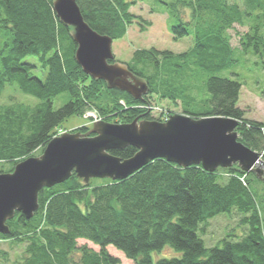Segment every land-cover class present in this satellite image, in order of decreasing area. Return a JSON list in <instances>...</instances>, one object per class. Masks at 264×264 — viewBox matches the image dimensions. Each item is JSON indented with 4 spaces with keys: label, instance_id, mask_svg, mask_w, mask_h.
<instances>
[{
    "label": "trees",
    "instance_id": "trees-1",
    "mask_svg": "<svg viewBox=\"0 0 264 264\" xmlns=\"http://www.w3.org/2000/svg\"><path fill=\"white\" fill-rule=\"evenodd\" d=\"M76 1L94 30L116 40L126 35L135 19H141L130 8L144 0ZM241 1L163 2L169 15L179 20L171 29L174 39L192 33L194 45L179 54L136 50L127 65L150 87L137 101L84 72L75 58L77 44L71 29L57 16L54 0H0V28L11 35L0 50V96L7 85L16 84L23 93L41 100L37 105H0V172L44 148L71 116L96 110L105 120L117 116L130 122L141 115L152 120L147 110L137 107L148 105L151 95L181 101L188 115L237 119L239 139L262 152L264 122L245 118L238 106L243 84L218 75L236 63L228 31L235 24L245 25L248 18L264 17V0ZM182 8L190 9V21L180 16ZM139 25L143 28L151 22L142 20ZM252 30L241 37V46L246 52L253 46L264 53V33H258V25ZM63 93L68 97L55 110L53 101ZM78 130L86 131L87 126ZM136 152L133 146L111 150L123 159ZM226 172L231 175L225 179L201 165L182 167L162 158L124 180L98 185L84 183L74 172L64 183L42 189L34 216L29 219L17 212L7 222L9 233H0V240L26 243L21 264H75V252L80 253L81 264H120L109 253L110 245L135 264H264V224L259 213L263 204L241 182L245 172L237 167ZM247 176L253 184V175ZM256 192L264 197V186ZM234 208L244 215L241 221L249 226L248 233L238 241L225 238L221 246L207 248L199 235L200 225ZM79 239L100 250L78 247ZM166 245L183 255L154 262L152 252Z\"/></svg>",
    "mask_w": 264,
    "mask_h": 264
},
{
    "label": "water",
    "instance_id": "water-1",
    "mask_svg": "<svg viewBox=\"0 0 264 264\" xmlns=\"http://www.w3.org/2000/svg\"><path fill=\"white\" fill-rule=\"evenodd\" d=\"M53 5L61 22L71 29L77 44L75 58L86 74L103 80L110 89L127 92L135 100L147 95V80L126 63L113 61V38L86 22L76 0H54ZM138 120L122 125L98 121L90 132L64 133L49 141L41 158L25 159L13 173H0V233H9L7 221L16 212L31 218L40 206L39 190L66 181L73 171L88 184L97 177L125 179L156 157H165L182 167L202 164L212 172L219 165L234 162L249 171L260 162L258 153L238 141L237 119L173 115L167 123ZM132 144L140 151L129 159L104 154L106 149ZM260 164L255 170L259 176L264 173V162Z\"/></svg>",
    "mask_w": 264,
    "mask_h": 264
},
{
    "label": "rangeland",
    "instance_id": "rangeland-1",
    "mask_svg": "<svg viewBox=\"0 0 264 264\" xmlns=\"http://www.w3.org/2000/svg\"><path fill=\"white\" fill-rule=\"evenodd\" d=\"M173 1L175 0H144L137 1L136 4L131 6L130 12L132 14L136 15L137 17H141L142 20H147L151 22V25H144V27L142 28L141 25H139L142 20L135 19L134 23L129 26L126 35L123 38H119L113 41L112 49L115 55V60L129 64L132 62L133 55L136 50L155 48L160 51H171L174 54H179L186 52L193 47L194 35L192 33L178 40L174 39V34L171 29L173 26L178 24L179 20L177 16L171 17L169 15L163 3ZM239 2L241 3L242 1L239 0ZM259 13L262 15L263 10H260ZM180 16L183 18L184 21H190V9L182 8L180 11ZM255 25L259 26L258 33L263 34L264 17L256 20H254L253 17L248 18L246 20L245 25L241 26L239 24H235L233 28L228 31L231 37L232 46L234 48L233 57L236 60V63L233 64L231 67L222 70L218 73V75L221 77L237 80L243 84L241 95L238 101V106L244 109V113L247 119L264 122V53L256 51L255 47L253 46L249 47V50L246 52L244 50V47L241 46V37H244V35L248 32L252 33V27ZM10 37V32L7 29L0 28V50L4 48L5 43L10 39ZM30 59L32 61H36V57L34 56H32ZM67 97L68 94L63 93L59 97L55 98L53 102V108L55 110L59 109L64 104V101ZM141 99H143V96L136 100L138 101ZM20 102L25 104L37 105L41 103V100L35 96L23 93L16 84L7 85L4 92L0 96V105H15ZM122 103L124 104V102ZM151 103L154 105L149 106V104ZM137 107L148 110L152 113L150 116L153 118V121H159L161 123H167L173 115H188L185 113L184 106L181 101L172 103L166 99L159 98L157 95H151L149 97L148 105L146 103L139 104L137 105ZM127 108L128 106L125 107V109ZM189 116L196 117L192 115ZM109 119L110 120H105V118H103V116H100L96 110H89L83 116H71L62 123V125L58 128V133L54 135L53 138L60 137L64 133L90 132V130L94 127V123L98 121H105L108 123L121 125L132 122H124L122 117L117 116L111 117ZM143 119L144 117L141 115L139 116L138 121ZM83 126H87L86 131L78 130L79 127ZM238 141L243 143L244 146H246L248 149L260 155V162L254 165L248 171V174L253 175L252 179L255 180L253 185L262 189L264 186L263 179L259 178L255 170L260 167V163L262 161L264 162V150L261 152L251 148L239 139V135ZM130 146L135 147L133 144ZM45 148L46 146L44 148H38L36 151L31 153L29 156L25 157L23 160L31 157L41 158L44 155ZM135 148L137 149L136 153H138L140 149L137 147ZM116 149L119 148L106 149L104 151V154H109V150L111 153V150ZM158 158L166 159L165 157H156L151 161ZM121 160L125 159L121 158ZM18 163L19 161L17 163L12 164L11 168L10 166H6V170L0 173H13V170H15V167ZM239 165V162H234L229 166H222L221 170L223 171H221L220 173L226 179L231 175L230 173H227L226 170L233 167L239 168ZM261 168L264 170L263 166H261ZM240 179H243V182L247 181V178L243 176H241ZM107 180L112 179L109 177H97L93 178L91 182L93 181L95 185H98L100 183H104ZM64 182H60L55 185H59ZM44 188H46V186L39 190V194L40 191ZM259 210L264 224V201L263 206H260ZM242 216L243 215L241 213H238V211L234 209L230 213H220L214 216L213 218L209 219L206 223L201 224L199 229V235L203 239L205 246L207 248L217 247L222 245V240L225 238L230 237L233 240L237 241L240 240V238H242L243 236H245L249 231V227L240 223ZM82 246H88L89 248H92L95 251L100 250V246L92 243L87 239L78 240V247ZM25 248L26 243L18 244L15 243V241L13 240H0V264H21L22 256L25 255ZM107 249L111 255L120 259V264H135L132 259H128L122 251L118 250L114 246L110 245L107 247ZM4 252H7V255H5ZM182 255V251L176 250L170 245H166L163 249L159 251H154L151 254L154 262H157L162 258H179ZM73 259L75 261V264H81L79 252L74 253Z\"/></svg>",
    "mask_w": 264,
    "mask_h": 264
},
{
    "label": "bare ground",
    "instance_id": "bare-ground-1",
    "mask_svg": "<svg viewBox=\"0 0 264 264\" xmlns=\"http://www.w3.org/2000/svg\"><path fill=\"white\" fill-rule=\"evenodd\" d=\"M103 81V80H102ZM242 90V89H241ZM240 95H241V93H240ZM54 102V101H53ZM150 105H154V104H149V106ZM240 107V106H239ZM241 108V107H240ZM153 109V108H152ZM242 109V108H241ZM154 110V109H153ZM242 110H244V109H242ZM148 111V110H147ZM149 112V111H148ZM149 115H151L152 113L151 112H149L148 113ZM205 117H207V116H204V117H202V118H205ZM196 118H199V117H196ZM245 118H246V116H245ZM153 120V119H152ZM152 120H150V121H152ZM258 121V120H257ZM263 122V121H262ZM240 123V122H239ZM250 126V125H249ZM238 129V128H237ZM237 129H236V131H237ZM237 133H238V131H237ZM130 146V145H129ZM129 159V158H128ZM198 165H201L202 167H203V165L202 164H198ZM189 166H192V165H189ZM221 168H222V166L221 165H219V166H217L216 167V169L212 172V171H208V170H206L204 167H203V169L205 170V171H207V172H209V173H216V172H221ZM239 168L243 171V172H245L246 170H244V169H242L241 168V166L239 165ZM13 170V169H12ZM14 171V170H13ZM247 174H248V171H246L245 172V174L244 175H242L243 177H245V178H248V176H247ZM257 175H258V173H256ZM259 176V175H258ZM259 178L260 179H264V173L261 175V176H259ZM120 180H124V179H120ZM241 180V179H240ZM243 180V179H242ZM241 180V182L246 186V187H248L249 186V189L257 196V199L259 200V205L260 204H263V202H261V201H264V197H262L259 193H257L256 191L257 190H261L259 187H256L255 185H253V184H250L249 185V183L246 181H242ZM53 187V186H52ZM52 187H46V188H52ZM40 205V204H39ZM40 207V206H39ZM235 210H237L238 211V209L237 208H234ZM233 209V210H234ZM17 213V212H16ZM239 213V212H238ZM34 214H35V212H34ZM34 214H33V216H34ZM16 215V214H15ZM243 215V214H242ZM32 216V217H33ZM244 217V215L242 216V218ZM242 218H241V220H242ZM30 219V218H29ZM240 220V223L241 224H243L242 223V221ZM9 221V220H8ZM7 221V222H8ZM8 224V223H7ZM244 225V224H243ZM249 227V226H248ZM228 239H230V240H232V241H235V240H233L232 238H230V237H228ZM241 239V238H240ZM223 241V240H222ZM238 241V240H237ZM125 255V254H124Z\"/></svg>",
    "mask_w": 264,
    "mask_h": 264
}]
</instances>
